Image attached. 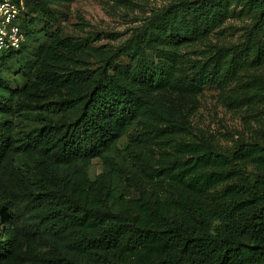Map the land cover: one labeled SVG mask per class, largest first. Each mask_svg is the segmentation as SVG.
<instances>
[{"label":"trees","instance_id":"16d2710c","mask_svg":"<svg viewBox=\"0 0 264 264\" xmlns=\"http://www.w3.org/2000/svg\"><path fill=\"white\" fill-rule=\"evenodd\" d=\"M66 1L27 0L26 40L40 16L47 42L0 53L26 69L0 99V264H264V128L224 151L187 119L204 89L264 60V0L243 3L258 11L243 46L204 61L181 49L234 0H178L113 48L53 29L51 4Z\"/></svg>","mask_w":264,"mask_h":264},{"label":"rangeland","instance_id":"374dc122","mask_svg":"<svg viewBox=\"0 0 264 264\" xmlns=\"http://www.w3.org/2000/svg\"><path fill=\"white\" fill-rule=\"evenodd\" d=\"M178 0H69L51 4L55 11L52 27L76 43L103 44L105 47H116L122 40L128 38L141 26L153 19L157 11ZM246 0H234L229 6L226 18L207 37L181 49L187 57L204 61L210 55L216 54L220 47L239 49L247 36L249 29L257 16V9L244 7ZM116 33L117 39L111 40L107 35ZM47 37L40 16L34 18L29 28L26 46L29 50L45 44ZM13 60V61H12ZM90 64H98L94 59ZM24 59L14 56L4 63L0 61V99L8 90L23 86L26 79L23 76ZM257 80L256 86L249 90L246 83ZM167 98L173 103H179V95L174 90H167ZM252 96L253 102L237 106L235 98ZM194 111L187 115L194 138L213 139L224 151L232 150L241 141L260 139L264 128V60L253 70L239 73L238 77L228 82L223 88L208 87L197 96ZM67 116V115H64ZM16 121L20 124L19 119ZM134 124L127 132L138 131ZM123 136L117 142L119 156L124 153ZM162 151L153 145L148 152L154 156ZM101 169V160L94 158L89 166L90 178ZM129 194L135 195L133 190Z\"/></svg>","mask_w":264,"mask_h":264},{"label":"built area","instance_id":"2783aa9c","mask_svg":"<svg viewBox=\"0 0 264 264\" xmlns=\"http://www.w3.org/2000/svg\"><path fill=\"white\" fill-rule=\"evenodd\" d=\"M27 0H0V53L19 49L26 40L21 26Z\"/></svg>","mask_w":264,"mask_h":264}]
</instances>
